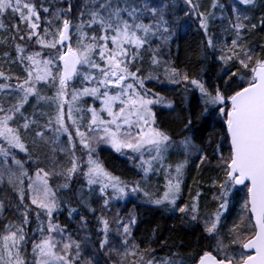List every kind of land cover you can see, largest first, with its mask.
I'll return each mask as SVG.
<instances>
[{
  "label": "snow or ice",
  "instance_id": "1",
  "mask_svg": "<svg viewBox=\"0 0 264 264\" xmlns=\"http://www.w3.org/2000/svg\"><path fill=\"white\" fill-rule=\"evenodd\" d=\"M182 21L201 37L195 73L171 59ZM262 31L264 0H0V264H264ZM209 62L218 69L211 86ZM168 87L180 90L182 112L199 92L200 110H186L179 139L154 111L175 109L155 90ZM214 111L219 126L205 139L198 125ZM101 145L139 179L105 167ZM173 153L182 158L170 162ZM193 160L198 173L215 172L214 207L202 210L198 181L179 204ZM237 186L246 193L226 227ZM132 199L200 228L204 248L181 252L171 236L159 242L163 256L153 239L141 247L136 205L112 212ZM62 211L79 217L74 231Z\"/></svg>",
  "mask_w": 264,
  "mask_h": 264
},
{
  "label": "trees",
  "instance_id": "2",
  "mask_svg": "<svg viewBox=\"0 0 264 264\" xmlns=\"http://www.w3.org/2000/svg\"><path fill=\"white\" fill-rule=\"evenodd\" d=\"M201 3L204 7H207L210 4V0H201ZM255 15L258 18L259 12H257ZM5 22H8L7 17L5 18ZM186 23L192 24L191 21H187ZM184 24L185 22L182 21L181 27L177 30V35L172 42L171 59L174 61L176 67L181 69L187 67L190 72L195 73L199 71L201 64L197 63L196 57L192 55V50L196 48V44L201 37L197 35L194 24H192L191 27H185ZM255 35L257 37L264 36V31L256 33ZM218 54L219 53H217V55ZM0 63H3V61H0ZM204 66L207 68V71L204 74L203 79L208 83V85H214L215 83H217V66L211 62ZM14 70L18 71V69ZM5 71H7L6 64ZM147 86L149 88L154 87L152 83H149ZM155 90L161 91L163 95H166L169 99L174 101V110L158 106L154 108V111L156 112L159 125L165 130L171 132L175 139H179L180 137L178 133L182 127L180 119L183 115H186V110L190 109L193 111V113H196L200 110L199 92L193 91L188 94L189 99L187 108L184 112H182L181 109L182 107H184V105L182 103V94L180 93L179 89H176L175 87H168L164 89L156 88ZM88 102L91 103V100L89 99ZM214 124L217 127L219 126L218 123H216L215 111L212 112L211 115L206 117L205 121L201 122L198 125L202 128L203 137L205 139H207L208 134L212 131V127ZM196 142L199 143L200 141L197 140ZM21 157H23V154H21ZM99 158L105 165V167H107L110 171H114L115 174L120 175L123 179L130 181L139 179L137 169L131 163H129L125 157H121L118 154L114 153L110 148H108V146H100ZM176 160L177 158H175V160L171 159L170 162H175ZM196 162V160H193L191 167H189L187 170L182 197L179 201V204H183L189 199L190 188L191 194L195 195L197 191V185L195 182L198 181L200 185L199 190L204 194L200 201L203 210L206 203L209 207H214V204L209 203L211 201L213 191L212 189H210L209 183L211 182V177L215 175V172L210 167H204L201 173H198L195 167ZM75 186L77 187V185ZM0 187H3V185H0ZM240 188L242 191H246V189H242V187ZM98 204L99 203L97 202L93 204V206L98 207ZM134 205H136V210L140 217V223L135 229V237L137 239V242L143 240V243H141V247H144L148 242V239L155 240L156 242L152 243L151 247L156 249L157 256H163L168 251L167 248L161 249L159 242L165 240V238H168L169 236H171L172 238L168 240V243L170 245L173 243L182 244L180 251L184 253H187L193 249L204 248L205 244L207 243L203 239L199 240V244L196 243L198 234L201 231L200 228H188L182 226L180 224L178 215H170L163 212L162 209L156 208L155 206L141 205L139 201L135 199L116 203L112 208V212L115 213L117 209H121V215H125ZM237 208L238 206L236 204V207H234L232 209V212L227 216V222L225 225L226 227L233 221ZM59 220L62 224H67L70 231H74L77 227L76 222L79 220V217L76 216L73 221H69L67 212L62 211L59 214ZM173 225L176 226L174 229ZM157 226L158 231L155 233V236H153L152 230L154 228H157ZM207 250L211 249L209 248Z\"/></svg>",
  "mask_w": 264,
  "mask_h": 264
},
{
  "label": "rangeland",
  "instance_id": "3",
  "mask_svg": "<svg viewBox=\"0 0 264 264\" xmlns=\"http://www.w3.org/2000/svg\"><path fill=\"white\" fill-rule=\"evenodd\" d=\"M98 106V105H97ZM158 107V106H157ZM175 158H179L175 153H173L172 154V156H171V158H170V161H171V159H174L175 160ZM151 183L152 184H161L162 185V183H163V178L162 177H160V178H157V177H153L152 178V180H151ZM211 183V182H210ZM210 183H209V185H210ZM77 187H79V185H77ZM161 191H162V188L160 189ZM245 190L244 191H240V192H236L235 193V196L233 197V200H234V202L237 204V206H239V202H240V198L243 196V193L245 194ZM99 203V202H98ZM94 207V206H93ZM97 207V206H96ZM235 216H236V212H235ZM235 216H234V218H235Z\"/></svg>",
  "mask_w": 264,
  "mask_h": 264
},
{
  "label": "water",
  "instance_id": "4",
  "mask_svg": "<svg viewBox=\"0 0 264 264\" xmlns=\"http://www.w3.org/2000/svg\"><path fill=\"white\" fill-rule=\"evenodd\" d=\"M237 187H241V186H237ZM250 255H254L255 254V252H254V250H246Z\"/></svg>",
  "mask_w": 264,
  "mask_h": 264
}]
</instances>
